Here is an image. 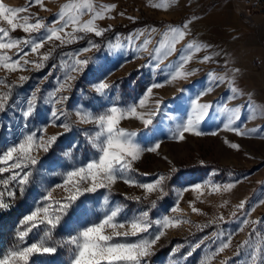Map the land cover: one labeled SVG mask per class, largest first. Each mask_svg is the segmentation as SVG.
Wrapping results in <instances>:
<instances>
[{"label": "rangeland", "instance_id": "obj_1", "mask_svg": "<svg viewBox=\"0 0 264 264\" xmlns=\"http://www.w3.org/2000/svg\"><path fill=\"white\" fill-rule=\"evenodd\" d=\"M0 2L10 8L29 5V0ZM69 2L70 0H42V5L30 6L26 12L19 13V16L31 17L30 22L40 19L49 24L61 7ZM254 2L255 0H93L97 9L102 5H115L114 10L106 13L104 19L96 21L97 26L105 30L103 36L96 37L89 33L85 39L64 46H59V41L46 42L39 52L52 50V55L41 69H36L32 64L26 65L24 70L15 71L0 67V93H8L11 87L9 106L0 112V151L26 131L20 109L38 85L41 99L38 101L37 114L27 122V130L39 129L47 124L45 137L63 134L59 135L56 145L49 153L39 152L40 163L36 165L32 182L24 194L21 196L17 192L16 198L9 201L10 208L0 210V257L18 242L17 233L22 229L21 221L43 195V189L61 183L62 172L96 154L85 135L86 132H93L95 126L80 123L76 112L99 111L101 105L109 101H117L120 106L132 104L145 94L151 83L165 81L168 75L164 69L178 60L188 44L197 43L207 47L193 53V59L186 66L196 74L186 80H177L153 90L154 98L164 101L153 125L145 129L134 118L125 119L120 125L128 131H137L138 140L142 144L152 139L161 142L158 152H145L134 162L136 171L132 175L139 182L153 181L162 174L170 176L166 182L167 195L157 200L159 193H153L145 200L143 189L117 181L111 191L99 189L95 193L82 196L80 199L83 203L77 201L74 205L76 210L71 214V223L82 227L101 217L105 197L109 201L108 207L123 206L120 219L146 210L151 201L157 200L156 207L150 211L151 219L155 220L168 213L187 222L166 230L165 235L153 247V255L147 258L150 264H201L203 258L211 255L220 243V239L213 233L222 234L221 239H227L231 233V243L209 264H243L250 252L247 246H240L250 239L257 242L258 233L252 231L253 227L264 232L262 224L251 223L264 222V204H257L264 198V13L252 9ZM90 18V15H85L82 20L87 21ZM186 22L189 27L185 38L176 44L175 51L164 58L157 68L150 53L162 39L163 32L168 26L181 27ZM0 27L9 26L6 21L0 20ZM153 28L156 29L155 32H151ZM66 31L71 32V27ZM136 32H144L136 41L137 45L142 44L146 38L151 39L148 51L139 53V58L126 39L129 34ZM42 34L43 30L28 34L17 29L10 31V38L26 39L29 35L36 37ZM116 37H119L118 41ZM89 40L100 44L101 49L79 56V59L93 58L88 66L89 70L83 74L71 73L76 76V80L72 90L63 93L69 100L62 106L64 116L61 119L72 124V130L66 132L63 128L48 123L52 105L45 98L65 75V69L53 66L58 65L61 58L68 60L71 54L88 46ZM109 41L113 44L119 42L121 47L109 51L106 47ZM24 52H29L24 59H38V54L30 53L29 48H24ZM16 53L15 48L0 50V55L10 56L13 60L19 58ZM23 55V52L20 53V56ZM205 56L212 59L202 63ZM254 60L258 61L257 65L253 64ZM109 72L111 75H108ZM208 73L227 77L224 83L217 82L214 91L201 100L202 103L213 104L210 117L201 124V129L205 133L216 131L217 135L186 134L183 141L172 139L170 128L175 120L186 119L190 112L188 98L208 86ZM21 76L28 79L21 81ZM105 76L107 82L115 84L116 87L107 99H102L91 85ZM233 78V86L240 95L229 100L227 98L233 93L228 80ZM181 88L188 91L181 93ZM147 103L151 106L152 100ZM225 107L240 108V118L233 126L249 132L248 135L240 136L223 129L227 120ZM60 122L57 120L56 124ZM252 129L257 131L250 132ZM73 141L80 145L79 149H75ZM232 143L239 146L238 150L229 146ZM65 152L70 153V156L65 155ZM57 160L62 161L65 167L52 168L51 163ZM9 175L10 172H5L0 174V178ZM197 183L204 186L199 191H194L191 186ZM212 183H234V187L227 192L215 191L210 187ZM52 195L53 199L60 200L67 194L63 189L57 188ZM131 197H141L142 202L130 199ZM241 201L246 202L245 210L256 206L255 211L245 217L236 208ZM173 206H177L179 211L171 213ZM193 207L199 211L193 212ZM233 211L237 212L236 217L232 216ZM220 216L224 217L222 221ZM245 218L250 223L243 226V231H237L242 226L240 221ZM41 234L33 230L26 240L31 243L39 239ZM70 234L72 230L63 222L53 233L57 240H64ZM130 239L137 240L139 237ZM201 241L203 242L200 243ZM197 243L200 246L194 248ZM190 251L192 254L187 255ZM70 259V247L64 245L54 254L35 255L30 264L33 261L35 264H70ZM260 259L264 261V253Z\"/></svg>", "mask_w": 264, "mask_h": 264}, {"label": "snow or ice", "instance_id": "obj_2", "mask_svg": "<svg viewBox=\"0 0 264 264\" xmlns=\"http://www.w3.org/2000/svg\"><path fill=\"white\" fill-rule=\"evenodd\" d=\"M36 4L42 5V0H29V5L23 8L6 7L0 2V20L6 21L9 26L8 28L0 27V50L15 48L19 57L13 60L10 56L0 55V67L15 71L18 69L24 70L26 65L32 64L36 69H41L52 55V50L45 53L39 52L40 49L44 48L46 42L59 41V46H64L85 39L89 33L101 37L105 30L98 27L96 21L104 19L106 13L115 8V5H102L97 9L93 0H70L69 3L61 7L55 19L49 24L40 19L30 22L31 17L19 16V13L26 12L28 7ZM158 7L160 6L158 5ZM85 15H90L91 18L83 21L82 17ZM69 27L72 29L71 32L66 31ZM188 27L189 24L186 22L181 27L168 26L167 30L163 32L162 39L150 53L152 60L156 62L155 66L157 68L164 58L175 51L176 44L185 38ZM17 29H22L23 32L28 34L40 33L43 30V34L36 37L29 35L26 39L10 38V31L14 32ZM155 31V28L151 29V32ZM77 33H83L84 35H77ZM143 35L144 32H136L129 34L126 38L129 46L138 54V58L139 53L148 51V45L151 43V39L146 38L142 44L137 45L136 41ZM116 39L118 41L119 37H116ZM106 47L111 51L113 48L119 49L121 44L119 42L113 44L112 41H109ZM206 47L207 45L197 43L188 44L187 48L182 50L178 60L164 69L168 78L163 82L151 83L146 88L145 94L132 104L120 106L117 101H109L107 104H102L99 111L76 112L80 123H90L95 126L93 132H86L85 135L88 137V142L95 149L96 154L62 172L63 179L61 183L43 189V195L35 202V206L30 213L25 215L21 221L22 229L17 233L18 242L0 257V264H30V260L35 255L54 254L59 247L64 245L69 246L71 250L70 264H150L147 258L153 255V247L165 235L166 230L178 227L187 221L168 213L155 220L150 218V211L156 207L157 200L167 195L166 182L170 179V176L162 174L153 181L139 182L132 175L136 171L133 164L145 152H158L161 142L152 139L142 144L138 140V132L128 131L121 127V121L134 118L139 120L145 129L153 125L155 117L159 115L162 105H164L162 99L154 98L153 90L162 88L165 84L174 83L177 80H186L194 76L196 73L187 69L186 66L193 59V53ZM24 48H29L32 54H38V59L36 61L24 59L29 55V52H24ZM100 49V44L89 40L88 46L77 53L71 54L68 60L61 58L60 63L53 66L65 69V75L58 80L57 87L50 91L45 98L46 102L52 105L48 121L52 126L61 127L66 132L72 130L71 122L61 119L64 116L62 106L69 100V97L63 95V93L72 90L76 76L71 73L83 74L89 70L88 66L93 62V58L79 59V56ZM22 52L24 55L20 56ZM211 59L212 57L205 56L201 62H208ZM102 68L101 65V70ZM108 75H111V72ZM27 79L23 76L20 77L21 81ZM207 79L209 81L208 86L188 98L190 112L187 114L186 119L175 120L173 127L170 128L172 139L183 141L186 139V134L195 136L217 135L216 131L205 133L201 129V124L206 121V118L210 117V111L213 108L211 102L202 103L201 100L205 95L214 91L217 82L222 84L227 77L208 73ZM228 83L233 95L227 99L231 100L239 96L240 93L233 86L234 78L228 80ZM91 87L100 98L107 99L116 85L109 84L107 76H105L92 84ZM179 91L185 93L188 90L181 88ZM10 93L11 87H9L8 93H0V112L5 111L6 107L9 106ZM40 93L41 89L38 85L21 106L20 110L25 121L24 128L26 131L16 141L9 144L6 149L0 151V174L10 172L8 177L0 178V210L10 208L9 201L16 198L17 192L21 196L24 194L28 185L32 182L36 165L40 163L38 159L39 152L49 153L56 145L59 135H63L45 137L44 132L48 126L47 124L39 129L27 130V122L34 114H37L38 101L41 99ZM149 100H152L151 106L147 103ZM224 112L227 113V120L223 124L224 130L232 131L240 136L249 134V132H243L239 127L233 126L240 118V108L228 109L225 107ZM57 120L61 122L56 124ZM256 131L257 129L250 130V132ZM72 145L75 146V149L80 147L74 141ZM229 146L232 149L238 150L239 148L235 143ZM64 154L70 156L68 152ZM50 166L52 168L65 167L63 162L59 160L53 161ZM117 181H123L129 186L143 189L145 193L143 199L145 200L148 195L159 193L157 200L151 201L146 210L120 219L123 206L108 207L109 201L105 197V207L101 217L91 220L82 227L71 223V214L76 210L74 205L77 204V201L83 203L80 199L82 196L95 193L99 189L111 191V187ZM202 186L204 185L197 183L191 187L194 191H199ZM210 187L215 191L223 190L227 192L234 187V183H212ZM57 188L63 189L67 194L60 200L53 199L52 194ZM182 191L183 189L181 194ZM130 199L142 202L141 197H131ZM245 204V201H241L236 208L247 217L255 211L256 206L245 210ZM257 204H264V198H261ZM192 210L193 212L199 211L194 207ZM178 211L177 206L170 209L171 213ZM236 215L237 212L233 211L232 216L236 217ZM219 219L222 221L224 217L220 216ZM62 222L72 230V234L64 240H57L53 233L61 226ZM249 223L250 221L247 218L242 219L240 221L242 226L237 231H243V226H247ZM251 223L264 226V222L251 221ZM33 230L42 234L39 239L28 243L26 238ZM252 231L258 233L257 242L250 239L245 242V245L240 246L241 248L247 246L250 252L243 264H264V261L260 259L261 254L264 253V232L256 227H253ZM142 234H147V236ZM213 235L220 239V243L211 255L203 258L201 264H209L218 253L223 252L230 246L231 233L228 234L227 239H221L222 234L213 233ZM130 237H139V239L132 240ZM200 243H197L194 248L199 247ZM191 254V251L187 253V255ZM33 264H35L34 261Z\"/></svg>", "mask_w": 264, "mask_h": 264}, {"label": "built area", "instance_id": "obj_3", "mask_svg": "<svg viewBox=\"0 0 264 264\" xmlns=\"http://www.w3.org/2000/svg\"><path fill=\"white\" fill-rule=\"evenodd\" d=\"M254 11H259V12H263L264 13V0H255L254 4H253V8ZM254 65L258 64L257 60L253 61Z\"/></svg>", "mask_w": 264, "mask_h": 264}, {"label": "crops", "instance_id": "obj_4", "mask_svg": "<svg viewBox=\"0 0 264 264\" xmlns=\"http://www.w3.org/2000/svg\"><path fill=\"white\" fill-rule=\"evenodd\" d=\"M263 57H264V53H263Z\"/></svg>", "mask_w": 264, "mask_h": 264}]
</instances>
